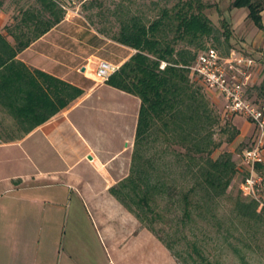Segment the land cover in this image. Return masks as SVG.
Here are the masks:
<instances>
[{
    "label": "rangeland",
    "instance_id": "1",
    "mask_svg": "<svg viewBox=\"0 0 264 264\" xmlns=\"http://www.w3.org/2000/svg\"><path fill=\"white\" fill-rule=\"evenodd\" d=\"M233 1L58 0V6L65 18H71L75 30L83 27L90 31L91 40H94L91 46L98 49L97 57L111 63L112 42H116L123 31L133 27L150 28L155 22L160 24L155 38L162 48H173L175 56L181 52L197 55L208 48L226 54L232 48L257 57L261 62L254 70L248 97L264 105V34L248 19L247 9L233 8ZM199 13L211 21L213 34L194 41L193 45H189L188 40L177 39L179 16ZM227 31L229 41L226 40ZM91 66L96 68L93 63ZM166 66L167 63L162 62L160 69ZM188 79L198 99L194 108L197 109L203 100L209 115L200 118L198 112L191 111L187 122H183V129L174 127L171 121L165 125L155 120L140 146L135 148L134 142L118 159L119 163L110 166V171L118 172L123 180L131 175L138 185L139 177L146 176L153 186L147 190L141 184L140 189L134 191L131 184L116 185L120 192L130 195L128 203L139 219L153 229L155 237L139 227L134 231L136 235L127 237V242L116 249L98 216L80 201L75 187H69L71 192H68V187L56 181L53 183L55 190L63 193L56 197L62 211L47 221L26 222L20 235L25 254L43 256H11L12 244L5 242L8 227L0 221V264H67V258L73 264H205L204 260L213 264H264V163L259 165L261 168L258 166L263 178L257 191L258 199L246 197L241 190L246 176L242 155L252 145L256 130L248 140L239 143L235 117L225 116L222 100L209 92L201 81L190 76ZM108 97L110 95L106 94ZM189 103L186 101L181 108L186 109ZM113 105L118 104L113 102ZM90 115L95 114L91 112ZM111 119L112 122L99 127V139L105 153H118L124 133L119 129L121 123L117 117ZM242 119L245 118L236 116L238 126ZM21 127L16 119L4 117L0 111V130L5 131L0 132V137L19 135L17 130ZM208 150L215 161L225 160L231 154L235 163L233 181L223 196L213 195L202 177L208 157L205 151ZM86 168L83 164L79 170ZM9 171L0 166L2 174ZM4 187L1 185L0 190ZM147 192L148 206H145L138 201ZM185 196L191 202L189 219L185 216ZM110 221L115 235L122 234L119 230L121 218L117 215ZM194 247L198 252L193 251ZM63 253L75 256H60Z\"/></svg>",
    "mask_w": 264,
    "mask_h": 264
},
{
    "label": "crops",
    "instance_id": "2",
    "mask_svg": "<svg viewBox=\"0 0 264 264\" xmlns=\"http://www.w3.org/2000/svg\"><path fill=\"white\" fill-rule=\"evenodd\" d=\"M47 1L58 5V0ZM262 16L264 24V12ZM51 20L45 0H0V35L12 47L17 45L16 38L44 34L16 57L17 62L41 74L35 77L43 91L68 94V86L83 91L81 97L34 130L28 132L26 125L17 130L19 135L0 137V166L11 170L5 174L0 172V186H5L0 190V221L8 227L5 242L12 244L11 256H43L25 254L20 235L26 222L47 221L62 211V206L56 203V197L62 193L55 190L53 183L56 181L68 187V192H71L69 187H75L80 201L98 216L116 249L127 242V237L136 235L134 231L139 227L155 237L153 230L115 196L113 188L123 179L118 172L110 171V166L118 164V159L135 142L141 100L106 83L96 84L91 63L97 65L105 59L97 57V47L91 46L94 40H91L90 31L83 27L75 30L70 17H64L60 24L46 31ZM258 31L264 34V30ZM108 42L110 45L111 41ZM112 45V64L118 68L137 52L117 42ZM106 94L110 97L106 98ZM0 111L4 117L14 118L1 107ZM91 112L95 115H90ZM112 116L121 123L123 144L121 152L105 153L99 127L112 122ZM234 121L239 143L245 142L252 136L254 125L242 119L238 126L236 117ZM83 164L87 168L79 170ZM117 215L121 218L119 230L123 231L119 235H115L110 221ZM60 256L75 255L63 253ZM66 263L73 264V261L67 258Z\"/></svg>",
    "mask_w": 264,
    "mask_h": 264
},
{
    "label": "trees",
    "instance_id": "3",
    "mask_svg": "<svg viewBox=\"0 0 264 264\" xmlns=\"http://www.w3.org/2000/svg\"><path fill=\"white\" fill-rule=\"evenodd\" d=\"M45 6L52 15L51 24L46 30L48 31L61 23L64 12L58 5L49 3L47 0H45ZM232 6L234 9H247L248 19L260 30H264L262 16L264 0H234ZM179 19L177 39L188 40L189 45H193L194 41L201 38L211 36L214 32L211 21L202 13L190 16L182 14ZM159 25V22H155L150 28L133 27L122 32L116 42L137 52L106 82L107 85L141 100L135 148L146 139L155 120L165 125L170 124L171 121L174 127L183 129V122H187L191 111L198 112L200 118L209 115L208 106L205 102L203 103V100L197 105V109L194 108V102L198 99L195 97L196 93L191 91L188 79L190 75L184 68L190 65L197 55L181 52L175 56L173 48H162L155 38ZM225 34L226 40L229 41V32ZM42 35L44 34L36 33L21 40L16 38L18 42L15 48L0 35V107L7 110L21 126L27 125L28 132L44 124L83 94V91L75 86H68V94H46L35 77L41 74L31 71L23 63L16 61L18 54ZM232 50L235 49H228L227 53ZM162 62L167 63L164 70L160 69ZM64 92L63 89L62 93ZM186 101H190L186 109L181 108ZM205 152L208 157L205 158L206 166L202 172L204 183L213 195L223 196L229 189L235 173L232 155L228 154L225 160L215 161L210 158L209 150ZM138 181L139 186L129 175L120 183L122 187L131 184L134 191L140 189L141 184H144L147 190L149 187L153 189L146 176H140ZM155 189L158 187L155 186ZM113 191L125 206L135 212L127 200V198L130 199V195L120 192L117 187L113 188ZM147 194L149 193H145L138 201L143 202L145 206H148ZM184 203L185 216L189 219L191 218V202L188 196L184 197ZM244 215L248 214L244 212ZM140 220L144 223L143 219ZM193 251L198 252V249L194 247ZM204 263L213 264L206 260Z\"/></svg>",
    "mask_w": 264,
    "mask_h": 264
},
{
    "label": "built area",
    "instance_id": "4",
    "mask_svg": "<svg viewBox=\"0 0 264 264\" xmlns=\"http://www.w3.org/2000/svg\"><path fill=\"white\" fill-rule=\"evenodd\" d=\"M260 62L242 51L232 50L223 54L216 48H208L184 67L191 78L201 81L209 92L222 100L227 118L244 117L255 126L252 145L242 155L246 176L241 190L252 199H258L257 191L263 182L258 166L264 163V105L252 102L248 93L254 70ZM118 69L111 62L100 60L93 69L94 80L104 84Z\"/></svg>",
    "mask_w": 264,
    "mask_h": 264
},
{
    "label": "water",
    "instance_id": "5",
    "mask_svg": "<svg viewBox=\"0 0 264 264\" xmlns=\"http://www.w3.org/2000/svg\"><path fill=\"white\" fill-rule=\"evenodd\" d=\"M83 71H85V68H83Z\"/></svg>",
    "mask_w": 264,
    "mask_h": 264
}]
</instances>
